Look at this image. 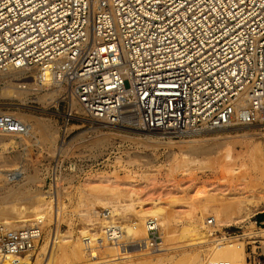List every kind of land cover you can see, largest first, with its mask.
<instances>
[{
	"label": "built area",
	"instance_id": "1",
	"mask_svg": "<svg viewBox=\"0 0 264 264\" xmlns=\"http://www.w3.org/2000/svg\"><path fill=\"white\" fill-rule=\"evenodd\" d=\"M10 68L38 71L20 87L28 108L57 92L45 109L56 108L63 135L82 119L174 139L264 125V0H0V72ZM30 129L0 111V132ZM255 224L253 237L226 236L245 237L249 264H264V221ZM149 226L156 249L159 228ZM33 239L0 223V264L7 254L29 264L21 255Z\"/></svg>",
	"mask_w": 264,
	"mask_h": 264
},
{
	"label": "bare ground",
	"instance_id": "2",
	"mask_svg": "<svg viewBox=\"0 0 264 264\" xmlns=\"http://www.w3.org/2000/svg\"><path fill=\"white\" fill-rule=\"evenodd\" d=\"M0 77L7 79L5 80L6 85L0 87L1 97L21 99L25 97V95H29L27 90L20 88L22 87L21 84L26 81L32 85V81L38 79V71L35 69L10 68L0 72ZM25 99H27V97ZM36 99L42 104H50L56 101L57 92L47 91L44 94L37 95ZM22 120L24 121V118ZM40 124V129H37L39 131L34 132L40 133L41 136H39L41 138L33 137L35 140L37 138L40 141L39 150L50 158H52L57 151L65 150L58 146L60 126L55 127L51 125V123L44 121ZM70 125L67 127L66 131L72 129L73 126ZM35 126L37 127V125ZM248 127L249 126H235L205 131L190 135L186 138H180L177 141H175L172 136L164 133L136 130L128 133L134 134V136L138 137L136 140L145 145L165 143L170 146L177 144L179 153L171 150L169 152V158L172 162L177 158L180 163L185 161L198 162L199 160L196 159L197 157L195 155L198 156L199 153H211L212 147L207 145L206 142L212 139L202 138L205 136V133L223 130L237 131ZM90 133H94V135L92 134L93 136L89 137ZM5 135H7L5 132H0V144L4 151H7L16 141H14L10 135H8V137ZM111 135L112 133L102 132L98 127L94 128L93 126L90 128V131L80 134L79 138L88 142L91 148L105 147L111 139ZM254 136V133L244 131L242 134H237L235 136H222L221 138H217L221 141L222 145H224L222 146V149H224L222 158L224 159V163H226L224 167L225 171L234 172V168L232 169L230 166H232V161L236 156L229 148L231 140L233 141V139L249 141L252 143L253 152L256 154L258 153L264 159V144L259 140H252L256 139ZM131 139L135 140L133 137H131ZM24 142H27L26 138ZM30 144L32 143H27V148L30 147ZM193 154H195V157H193ZM5 157L4 152H0V165L2 162H5ZM115 159V169L112 173L103 172L99 174L98 178L95 180L87 178L83 185L85 186L84 188L89 186L90 192L86 195V190L84 188L79 192L80 197L78 204L84 203V205L87 206L86 211H81L80 216L88 220L93 228H83L79 231L77 238L72 236L69 231L61 232L59 227L54 229L53 233L50 229L51 221L55 220L56 224H60L65 215V203L63 199L60 198L63 194L62 185H58L56 190L57 206L55 207L53 206L52 192L41 191L32 197H28L29 200L34 201L35 199V203H33L32 208H28L26 216L16 214L17 212H14V207L2 211L1 214L6 215L3 219L4 229H28V231H33L34 233V244L21 255L22 260L29 264H81L82 262H84L83 264H162L165 261V257L171 256V252L169 251L172 249L168 242H170L173 235H171V232H166V230H170L169 226L172 220H179L181 217L180 212L172 216V213L167 207L169 205L181 203L180 200L184 199L182 204L190 206L189 208H191V206L193 207L197 201H199L200 205H204L205 210L210 211L211 215L213 214L214 224L216 222V224H229V226H232L239 222L243 223L249 221L250 225L247 226V230L250 231L244 232L243 235H245V237H253L256 234L257 227L255 221L251 218L258 212H264V196L256 199L255 194L245 195L241 193L227 198L219 197L217 193L206 190L202 193H199L200 191L194 192L195 194L188 196V198L170 195L167 197L168 199L166 202L160 197L157 198L158 202L154 201L152 206L146 207L143 205V200H138L139 202H137V199L141 198L138 197L139 192H137L134 180H132V175L127 174L124 178L118 175V168L125 166L122 164L124 162L121 160L122 157L117 156ZM262 163L264 165V160H262ZM60 176L62 178L63 174ZM17 191L19 190L12 192L11 190L7 191L6 195L2 197L3 201L13 198ZM213 202H216L218 205L209 206ZM260 205H262L261 208L259 207ZM96 206H101L104 209L98 210ZM178 211H181V209ZM125 218L128 219L125 221ZM150 220L156 222V227L159 228L162 239V242L156 246V249L153 247L154 244L151 245L152 239L149 235ZM95 221H99L98 226H95L97 223ZM207 221L208 219L206 218V221L203 222L202 225H205ZM186 224H183L184 226H181L177 233H179L182 243H185L187 247L191 248L193 252V264H249L246 241L242 240V238L245 237H240V235L227 237V233L225 232L226 234L224 236L211 238L212 236H210L209 233L210 230L205 231L196 220L188 221V224ZM260 233L264 235V229L261 230ZM42 240L43 244L41 243ZM130 249L135 250L133 252L135 253L133 256L134 259L128 256ZM13 257L12 254L3 255L2 264H9ZM180 261V258L179 260L177 259L176 262L175 259L170 260L169 264H180Z\"/></svg>",
	"mask_w": 264,
	"mask_h": 264
},
{
	"label": "rangeland",
	"instance_id": "3",
	"mask_svg": "<svg viewBox=\"0 0 264 264\" xmlns=\"http://www.w3.org/2000/svg\"><path fill=\"white\" fill-rule=\"evenodd\" d=\"M2 78L0 77V87L6 85L5 80L7 79L3 78V80ZM126 85L128 86V83ZM28 93L29 95L27 94V96L25 95L21 99H10L8 97H1L0 95V111L8 112L13 116L21 118V120L24 118V122L30 124V128H32L28 135L6 133L7 135L5 136L8 137L10 135L16 141L7 151H4L0 144V152H4L6 156L5 162H2L0 165V223L2 224H4L3 219L6 216L1 214L2 211L14 207V212H17L16 214L26 216L28 208H32L33 203H35L34 198H32L34 199L33 201L29 200L28 197H32L41 191L52 192L53 206H57L56 190L58 185H62L63 194L60 198L65 203V215L60 224H56L55 220L51 221L50 229L53 233V230L59 227L61 232L69 231L72 236L77 238L79 231L83 228H93L88 220L80 216L81 211H86L87 206L84 203L78 204L79 192L85 187L83 184L87 178L95 180L103 172L112 173L115 169L114 161L117 156L122 157L121 160L124 161L122 164L125 165L118 168L119 177L124 178L127 174L132 175V180H134L137 192H139L138 197L141 198L137 199V202H139L138 200H143V205L146 207L152 206L154 201L158 202L157 198L160 197L166 202L167 197L170 195L188 198V196H192L196 192L200 191L199 193H202L206 190L217 193L219 197L227 198L241 193L245 195L255 194L256 199L264 196V165L262 163L264 159L258 153L253 152L252 143L241 139L231 140L229 148L236 157L232 161V166H230V168H234V172H227L224 168L226 163H224V159L222 158L224 150L222 146L224 145L217 139L222 136H235L242 134L244 131H249L255 134L254 137L256 139L252 140H259L264 144V125L248 127L237 131L223 130L205 133V136L202 138L212 139L206 142L207 145L212 147L211 153H199L198 156L193 154V157L196 156V159L199 160L198 162L185 161L179 163L177 158L173 162L169 158L171 150L179 153L177 144L170 146L165 143L145 145L136 140L138 137L134 136V134H129L131 130L119 131L117 129L102 128V125H95L94 128L98 127L102 132L112 133L111 139L105 147L91 148L88 142L79 138L80 134L90 131L91 128L90 123L82 119L73 122L70 125L73 126L72 129L66 135L60 132L61 128L59 129L58 146L65 150L57 151L50 158L39 150L41 134L34 131H39L37 129H40V123L43 121L59 127L61 118L56 108L45 109L46 104H42L36 98L37 104L34 106L39 109L28 108L30 92L28 91ZM26 97L27 99H25ZM59 111H64L63 104L59 106ZM92 134L94 135V133H90L89 137H92ZM24 137L27 142H24ZM33 137L39 139L36 138V141ZM131 137L135 140L131 139ZM177 140L179 139H175V141ZM27 143L32 144L27 148ZM57 166L62 171V178L61 176L54 175ZM84 189L86 190L85 194L88 195L90 192L89 186H86ZM9 190L11 192L19 191H17L13 198L4 200V202L2 197ZM184 200H180L181 203L167 207L172 216L180 212L181 219L172 220L169 226L170 230H166V232H171V235H173L170 242H168L172 249L169 251L171 252V256L165 257V261L162 264H169L170 260L174 259L176 262L179 258L181 259L180 264H193V252L191 248L182 243V239H180L179 233H177L181 226H184L186 223L188 224V221L196 220L205 231L210 230L211 238L224 236L225 232L241 234L242 232L250 231L247 230V226L250 225L249 221L243 223L236 222L237 224L232 226H229V224H216V222L210 226L207 221L205 225H202L206 221V218L209 221L213 219V214L211 215L210 211L205 210L204 205H200L199 201H197L198 204L195 202L193 207L189 208L190 206L182 204ZM216 205L218 204L213 202L209 206ZM261 206L259 207L261 208ZM96 208L98 210L104 209L101 206H96ZM180 209L181 211H178ZM261 218H264V212L262 211L256 213L251 219L253 221L264 220ZM126 219L128 218H125V221ZM95 222H97L95 226H98L99 221ZM256 227L257 229L262 228L260 224L256 225ZM242 240L245 241V238H242ZM41 243L43 244V240ZM134 251L133 249L129 250L128 256L132 259H134ZM250 252V247H248L247 254Z\"/></svg>",
	"mask_w": 264,
	"mask_h": 264
},
{
	"label": "trees",
	"instance_id": "4",
	"mask_svg": "<svg viewBox=\"0 0 264 264\" xmlns=\"http://www.w3.org/2000/svg\"><path fill=\"white\" fill-rule=\"evenodd\" d=\"M261 219H264V218H261ZM259 221H264V220H259Z\"/></svg>",
	"mask_w": 264,
	"mask_h": 264
}]
</instances>
